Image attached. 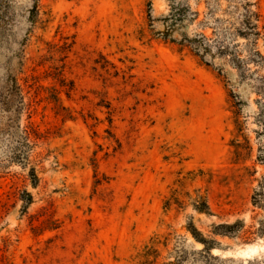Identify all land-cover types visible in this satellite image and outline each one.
Instances as JSON below:
<instances>
[{
    "label": "rangeland",
    "instance_id": "rangeland-1",
    "mask_svg": "<svg viewBox=\"0 0 264 264\" xmlns=\"http://www.w3.org/2000/svg\"><path fill=\"white\" fill-rule=\"evenodd\" d=\"M242 1L0 0V264H264V40L186 43Z\"/></svg>",
    "mask_w": 264,
    "mask_h": 264
},
{
    "label": "trees",
    "instance_id": "trees-1",
    "mask_svg": "<svg viewBox=\"0 0 264 264\" xmlns=\"http://www.w3.org/2000/svg\"><path fill=\"white\" fill-rule=\"evenodd\" d=\"M218 3V1H217ZM253 4L249 1H242L240 6H235L233 10H225L224 14H229V18L218 17L220 11V4L216 7H209V12L206 15V20L202 22V25L210 24L214 29V36L212 39L207 38L204 34H198L192 39H188L186 43L189 47L194 49L198 55L202 54L205 57L216 50L220 55L231 52L232 59L238 60V54L235 49L238 47L231 46L227 43L228 37L238 38L242 37L246 40H252L254 44L260 39L264 40V33L260 31L259 22L260 14L253 11L251 8ZM199 12H193L189 5H177L174 6L170 19L173 24L183 23L186 20L196 21L200 18ZM209 20H212V22ZM15 89L21 91V88L16 84ZM30 128L33 125L30 124ZM33 130V129H32ZM226 229H232L233 227L227 226Z\"/></svg>",
    "mask_w": 264,
    "mask_h": 264
}]
</instances>
